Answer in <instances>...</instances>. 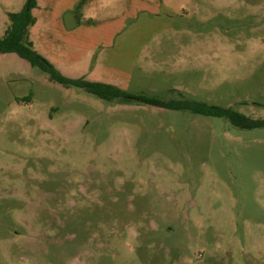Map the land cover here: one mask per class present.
Instances as JSON below:
<instances>
[{"label": "rangeland", "instance_id": "1", "mask_svg": "<svg viewBox=\"0 0 264 264\" xmlns=\"http://www.w3.org/2000/svg\"><path fill=\"white\" fill-rule=\"evenodd\" d=\"M26 0H0L8 13ZM37 0L64 76L264 119V0ZM0 264H264V127L106 102L0 54Z\"/></svg>", "mask_w": 264, "mask_h": 264}, {"label": "trees", "instance_id": "2", "mask_svg": "<svg viewBox=\"0 0 264 264\" xmlns=\"http://www.w3.org/2000/svg\"><path fill=\"white\" fill-rule=\"evenodd\" d=\"M84 1H80L78 10ZM36 6L37 0H26L19 11L8 13L9 26L3 35L0 34V54L14 53L29 62L31 66L38 67L47 73L52 81L66 86H76L106 102L119 101L152 105L176 111H189L198 115L227 119L232 125L242 129L264 127V119H252L231 108L192 99L165 101L157 96L132 94L113 84L64 76L48 59L34 49V44L30 39V29L37 21L33 13Z\"/></svg>", "mask_w": 264, "mask_h": 264}, {"label": "crops", "instance_id": "3", "mask_svg": "<svg viewBox=\"0 0 264 264\" xmlns=\"http://www.w3.org/2000/svg\"><path fill=\"white\" fill-rule=\"evenodd\" d=\"M35 25V24H34Z\"/></svg>", "mask_w": 264, "mask_h": 264}]
</instances>
